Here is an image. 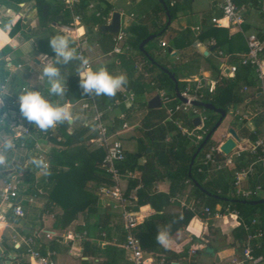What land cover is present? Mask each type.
<instances>
[{"label": "crops", "instance_id": "1", "mask_svg": "<svg viewBox=\"0 0 264 264\" xmlns=\"http://www.w3.org/2000/svg\"><path fill=\"white\" fill-rule=\"evenodd\" d=\"M45 1L49 3L50 8L44 6L40 9L38 0H21L19 3L16 0H0V78H2L0 85H5V89L0 92V147L2 148L1 155L4 157V162L0 163V175L2 174V177L0 176V196L4 183L13 178L22 182L19 187L22 197L27 193H34L32 190L35 186H41L46 192V195L38 196L31 202L22 198L23 217L21 218L14 216L0 199V264H19L20 262L28 264L30 262L27 258H21L19 256L21 252L14 248L18 242L21 243L22 237L35 238V247L43 249L42 252L47 248L54 250L56 264H108V261H112L113 264H128L126 252L122 248L124 232L121 209L117 207L116 201L101 193L102 185L97 184L95 180L89 179L85 187L87 189L88 186L95 196L91 211L79 214L76 220L64 229L54 228V216L63 213V208L52 202L48 208H45L50 189L49 179L45 182L38 177L34 144H39L48 153L50 168L53 160L57 159V165L54 168L63 172L70 170L67 183L73 186L79 185L80 178L76 170L67 166L69 164L63 157L66 154L61 153L68 148L60 144L62 141L65 142L66 138L59 134L58 128L53 132V138L48 141H42L36 136L28 138L24 135L25 128L29 126L28 120L23 117L20 107L11 106V100L24 94L21 90L25 88V92L40 91L53 104L71 105L72 119L66 120V133L72 135L89 128L80 137L79 144H73L75 140L71 139L72 149H78L80 145H83L85 148L95 150L97 147L89 142L95 137L94 124L89 115L86 118L83 116L81 104L84 97L79 95L78 85H71L72 79H79L78 60L57 65L68 89L64 96L50 95V84L47 78H42L41 59L45 55L53 61L56 59L50 46L53 37L82 35L83 40L86 41L84 56L91 62L93 70L104 67L113 75H126L128 82H131L142 75L145 79L151 77L144 72L145 61L127 44L130 37L129 30L137 26L138 35L155 36L152 41L143 46V50L156 65H159L158 60L167 67H174L179 78H176L175 73L169 72L174 75L177 84L178 81L187 83V86L200 83L201 87L208 86V90H212L217 84L216 73L212 68L214 66L220 69L224 62L217 58L218 52L234 56L245 52L247 50L246 37L250 34H256L260 39H264V15L260 12L264 0H235L243 18V23L239 26H232L222 19L221 0H178L177 3H172L177 7V15L174 19H171L168 10L166 11L158 0H101L102 2L99 3L101 9L106 4L112 7V11L103 18L104 25L110 23L112 13L120 14L119 32L124 33L125 38L120 44L122 49L119 54L113 51V37L116 34L101 31L93 22L94 18L99 16L95 8L97 0L89 1L84 11L78 8L80 0H76L71 6L60 0ZM58 5L61 7L65 5L69 9L71 17L69 25L47 23L42 20V17L51 19L56 15ZM158 5H161V8ZM45 7L47 8L46 14L44 13ZM75 15L80 16L81 27L73 28L72 21ZM213 18L218 22L213 23ZM12 30L13 34H11ZM210 30H212L210 34H202ZM182 31L186 33L180 35ZM161 42H164L166 47H161ZM216 43H219L218 49L214 48ZM74 44V40L71 39L70 48H73ZM139 52L143 54L140 50ZM144 56L147 58L146 55ZM120 57L125 60L132 58L134 60L133 69L127 70V67L121 63ZM261 59L264 60V52L261 54ZM147 60L154 65L148 58ZM233 64L237 65V71L231 75L227 67ZM236 75L238 79L235 90L238 102L225 111L226 115L218 127L219 129L224 124V133L221 138L215 139L214 143H222L228 137V129L231 128L239 137L238 145L249 150L253 144L249 135L257 131V139H259L264 134V120L260 117L263 95L256 81L254 69L240 66L237 58L234 57L225 63L221 78L235 80ZM244 87L247 88L246 91H243ZM162 92L166 94L165 91ZM159 93L157 89H150L145 95L146 104L154 96H160ZM116 94H119L121 99L111 102L103 112L104 124L109 130L117 133L116 137L122 142L126 152L136 153L128 149L132 148L129 143L133 138L137 141L136 129L149 109L146 105V110L127 113L134 103V96L133 100H130L132 92L123 86ZM166 106L167 103L162 102L161 107ZM203 111L204 109L199 108V114L194 118L205 117ZM123 123H126L129 128L122 130ZM201 126L202 122L200 126L194 128L198 129ZM30 132H32V127H30ZM195 132L192 131L194 134ZM57 138H60V141ZM9 142H11V147L6 146ZM21 143L24 147L20 146ZM125 143L128 147H125ZM29 144L33 146L30 148ZM70 151L67 152L68 155L73 152L70 153ZM73 161L74 166L79 165L78 160ZM144 163L145 158L138 155V165L142 166ZM227 173L231 175L230 171ZM134 175L135 180L122 182L126 192L130 193L133 189L131 187L133 181H136L135 185L138 180L140 181L141 171L136 169ZM24 176L26 178H23ZM255 179L258 181L256 182ZM259 179L258 174L251 176L243 181L242 188L261 187V192L257 197H262L264 200V182L260 183ZM24 191H26L25 194ZM155 191L167 194L169 192L168 182L157 184ZM132 195L134 198L130 200L128 209L136 200V194ZM187 198H189V189L171 198L167 206L159 203V206H163L160 211H155L150 205L140 206L137 211L143 217L142 222L156 212L157 214L165 213V217L178 215L184 208L183 205H188ZM221 206L223 205H216L215 209ZM250 222L245 223L242 216L240 221L229 216L218 218L212 215L205 220L195 216L183 230L174 232L168 237V242L162 244L169 250L168 252L144 251L158 258L172 256L175 250L184 247L187 248V256H177L171 262L230 264L240 255V250H237V247L241 245L239 227L241 224L249 225ZM209 225L211 230L208 228ZM46 233H53L56 236L49 240L46 238ZM66 235H71L72 239L64 240L60 237ZM13 236H16L15 240ZM200 244L203 247L199 248L194 255L188 254L191 247ZM86 252L89 255H86Z\"/></svg>", "mask_w": 264, "mask_h": 264}, {"label": "trees", "instance_id": "2", "mask_svg": "<svg viewBox=\"0 0 264 264\" xmlns=\"http://www.w3.org/2000/svg\"><path fill=\"white\" fill-rule=\"evenodd\" d=\"M20 1L21 0H16L17 3ZM89 1L93 0H80L78 8L84 11L87 8ZM177 1L178 0H163L171 19H174L177 15V7L175 4L172 5V3H177ZM97 2L95 8L96 11L99 12V16L98 18H94L93 22L98 28H100L104 25L103 18L112 11V7L106 4L105 7L101 9L99 3L102 1L97 0ZM38 5L40 9L44 6L50 8L49 3L45 0H38ZM158 6L161 8V5ZM55 13L56 15L51 19H48L47 17L44 19L42 17V20L47 21V23L54 22L56 24L64 25H69L71 23L69 9L65 5L62 7L58 5ZM14 31L12 30L11 34H13ZM211 31L212 30L206 31L202 34H210ZM129 33L130 37L127 41L128 47L135 50L142 57L146 63L144 72L151 77L150 79H145L142 75L124 85V87L131 91L134 96V103L127 113L138 112L144 109L146 110L147 104L145 101V95L150 89L165 91L166 95L171 99L167 103L168 107L179 103L174 95V83L169 79L168 75L161 70V68L175 73L176 78H179L177 70L174 67H167L164 63H161L158 60L157 64L159 65H151L147 58L138 50L140 43L148 36V34L138 35L137 26L132 27L129 30ZM184 33H186V31H182L179 34L181 35ZM214 48L218 49L219 43H216ZM120 61L125 67H127V70L133 69L134 60L132 58L129 57L125 60L123 57H120ZM212 69L216 73L217 84L211 91L208 90V86H205V88L200 86L196 89L195 84L193 86H187V83L181 81H178V89L180 92H183L189 87L193 94L201 96L200 100L203 103L212 104L216 108L228 111L230 106H235L238 102L235 90L238 76L236 75L235 80H224V78H220V69L218 67L213 66ZM0 80H2V78H0ZM74 84L78 85L79 95L85 98L87 95L83 94L78 78L72 79L71 85L73 86ZM116 99H121V96L119 94H116L114 97H108L105 95L95 96L97 108L102 112H104L107 107L110 106L111 102H114ZM203 112L205 114V119L203 120L200 129H197L194 128L193 125V119L195 116L193 113L178 111L168 118L165 107L147 110L140 121V126L136 129L138 134L137 152L128 153L124 150L125 160L118 165L119 169L121 171L130 172H134L136 169L141 171V188L137 191L136 200L133 201V205L130 206L129 210L137 211L140 206L150 205L155 211H160L163 206L168 205L171 198L175 197L177 194H182L189 189V198H187L188 208H183L178 215H168L167 217H165V213L157 214L156 212L139 225L136 234L140 238L142 248L145 251H153L155 253L168 252L169 250L156 240L159 231L166 230L168 232V237H170L174 232L183 230L195 216L205 220L207 216L203 214L204 208H208L211 213H213L216 205H225L227 203H231L239 210L245 223L248 224L252 219H256L258 227L264 230V205H250L243 203V201L259 200L262 199V197L254 196L247 199L236 197L232 193L231 175L227 173V171H215L208 176L205 172H198L199 162L204 153L210 146L215 145L211 139L196 157L191 173H189V164L192 155L203 141L205 135L214 127L219 117L216 113L211 111L204 110ZM260 117L264 120L263 114ZM58 125L59 134L66 138L65 142L62 141L60 143L62 146H67L68 148L61 152L65 154L72 149L71 139H79L84 131L89 129L85 128L84 131L68 135L66 133V121L63 123L58 122ZM182 129H185L190 134L183 133ZM192 131H196L195 134L192 133ZM257 135V131L255 134H250L249 137L251 141H256ZM198 136H202V139L198 140ZM29 146L31 148L33 145L29 144ZM78 148H82L86 152V157L83 160L87 164L85 166L88 169L85 171L86 174H83L84 172H81L83 169L82 162H79V165L73 166L81 181L79 185L73 186L70 183H67V176L69 175L70 170L63 172L54 168L55 165H57V159L53 160L50 168L51 172L48 175L50 189L45 208H48L51 202L59 204L63 208V213L54 216L55 219L53 226L55 229L66 228L76 220L79 214H85V212L89 213L94 206L95 196L93 191L84 188L86 184V182H84V176L87 177L86 181L92 179L95 180L97 184L103 186H110L112 184L109 176L99 167L105 156L104 149L97 147L95 150H90L83 145H80ZM147 149H150L149 153L146 152ZM138 155L145 158V163L142 166L138 165ZM218 158L221 159L223 156L220 154V157ZM252 160L253 157L250 156L249 153H243L239 159L235 160L236 167L247 166ZM261 172V170H258L257 172L260 176V183L261 181L264 182V172ZM23 178H26V176ZM255 180L256 182L258 181V179ZM165 181L169 184V192L167 194L156 192L155 186ZM135 184L136 181H133L131 187H134ZM197 185L200 187L198 188ZM202 189L205 192H202ZM32 191H34V189ZM159 203L163 206H159ZM208 228L211 230L210 225ZM239 233V243L241 245L237 247V250H240L241 253L243 246L242 242H244L247 234L243 224L239 227ZM260 243L261 245L260 248L256 250V255H264V237L261 239ZM86 255H89V253L86 252ZM177 256L186 257L187 248L182 247L177 249L172 256H167L165 259L168 262H171L176 259ZM19 264L25 263L20 262ZM108 264L113 263L112 261H108Z\"/></svg>", "mask_w": 264, "mask_h": 264}, {"label": "built area", "instance_id": "3", "mask_svg": "<svg viewBox=\"0 0 264 264\" xmlns=\"http://www.w3.org/2000/svg\"><path fill=\"white\" fill-rule=\"evenodd\" d=\"M65 4L71 6L76 0H60ZM221 17L228 24L232 26H239L243 23V18L240 9L237 7L235 0H221ZM260 12L264 15V4L260 7ZM213 23H217L218 20L213 18ZM82 21L80 16H73L72 26L73 28L81 27ZM70 32V31H69ZM74 32V31H73ZM73 40L75 42L74 47L78 55L84 56V47L86 45V41L83 40L82 35L74 34ZM125 38V34L122 32H118L113 37L114 53L121 52V43ZM213 45V43L211 44ZM161 47H166L164 42L160 43ZM246 46L247 50L243 53L237 55L223 54L221 52L217 53V58L221 59L223 64L220 68V78L223 74V68L225 67V63L229 62L231 58H237L238 64L240 66H248L252 67L255 71L256 81L260 85L261 93L263 95V104L261 113L264 115V60L261 59V54L264 52V39H260L256 34H250L246 37ZM79 62V68L81 65V61ZM20 67V66H18ZM88 67L92 69L91 62L89 61ZM229 73L234 75L237 71V65H229L228 67ZM200 83L196 84V89L199 88ZM5 89V85H0V92ZM247 88L244 87L243 91H246ZM26 89L23 88L21 90L22 93H25ZM211 91V90H210ZM160 99H162L161 103H168L170 98L160 91ZM180 95L187 100V102H179L173 106H166V112L168 114V118H170L175 112L182 111L184 113H193L194 115L199 114V108H196L192 105V101H201L200 97L196 94H193L189 87H187L183 92H180ZM95 94L87 95L83 103L81 104V109L83 112L84 118L88 115L91 118L92 123L94 124L93 131L95 132V137H93L89 142L90 144L95 145L96 147H100L104 149L105 156L100 163V169L109 176L111 185L101 187V193L106 194L108 197L116 201L117 207L121 209L122 219H123V232H124V241L122 244V248L126 252V261L128 264H172L173 262H168L165 257H154L151 254L145 252L142 248V243L140 238L136 234V230L139 225L142 223L143 217L140 215L138 211H131L128 209L130 200H133V195L136 194L140 189L141 184L138 180L137 185L133 187V189L129 192L125 191L124 186H122L123 181L135 180L136 177L134 172L130 171H121L118 167L125 160L124 148L122 142L116 137L115 132H112L108 129V127L104 124L103 121V112L99 111L95 102ZM19 97H16L11 100V106L20 107L19 106ZM130 100H133V94H130ZM201 122L205 117H200ZM28 127L24 130V135L29 137H37L42 141H48L53 138V132L58 128V122L55 126L50 127L46 131L41 130L34 122L28 121ZM30 127H32V132H30ZM128 125L123 123L121 126L122 130L128 129ZM200 129V127L198 128ZM183 133L190 134L185 129H182ZM34 132V134H33ZM198 140L202 139V136L197 137ZM60 141V138H57ZM221 143L210 146L203 157L201 158L198 166L199 173H206V175H210L215 171H230L231 172V181H232V191L236 197L239 198H250L254 196H258L261 192V187L254 186L249 188H242L243 181L248 180L251 176L256 175L258 170L264 172V134L261 138L257 139L253 142L251 148L249 150H245L241 148L239 145L235 148V150L230 153L228 156H224L219 151V145ZM21 147H24V144H20ZM35 149V159L38 165L37 173L39 179L41 178L43 181L48 180V175L50 173V160L48 158V153L39 145L34 144ZM247 152L250 156L253 157V160L247 165L243 167H236V159H239L241 155ZM2 154V148L0 147V155ZM223 156V158H218ZM38 183V182H37ZM5 186L1 192V202L5 203L7 209L12 211L14 216L23 217V210L21 207L22 198H26L28 202L36 199L38 196L46 195V192L41 188V186L34 188V193H27L24 197H22L21 192L19 190L22 182L19 179H10L9 181L4 183ZM23 193V192H22ZM26 191H24V194ZM184 208H188V206L183 205ZM203 214L207 217L215 216H229L236 221L241 220L240 212L236 209L231 203H227L217 209H214L213 213L208 208L203 209ZM244 228L246 231V238L243 242V246L241 249L240 256L233 259L230 264H262L264 263V255H256V250L260 248V240L264 237V230L258 227V223L256 219H252L250 224H244ZM56 235L53 233H46V238L52 240ZM64 240L72 239L71 235L60 236ZM16 239V236H13V240ZM35 238L33 237H22L20 239L21 243L17 241L15 243L16 246L14 248L21 253L19 256L21 258H27L30 262L28 264H56L55 262V251L47 248L45 251H41L40 249L35 247ZM21 244V245H20ZM203 245L193 246L189 249L188 254L194 255L195 252L202 248Z\"/></svg>", "mask_w": 264, "mask_h": 264}, {"label": "clouds", "instance_id": "4", "mask_svg": "<svg viewBox=\"0 0 264 264\" xmlns=\"http://www.w3.org/2000/svg\"><path fill=\"white\" fill-rule=\"evenodd\" d=\"M73 37L57 35L51 39L50 46L55 53V61L45 55L41 59L43 68L42 78H47L50 84V95L64 96L68 91L61 70L57 65L68 64L73 60H80L81 65L78 69L80 88L84 95L95 94L96 96L105 95L114 97L118 90L128 83L126 75H113L107 68L101 67L93 70L88 67L89 61L78 55L75 48H70V40ZM20 112L29 122H34L41 130L46 131L55 126L57 122L63 123L72 119L71 105L63 106L51 103L40 91H27L19 98ZM7 147H11L9 142ZM4 162V157L0 155V163ZM156 240L160 244L168 242V232L159 231Z\"/></svg>", "mask_w": 264, "mask_h": 264}, {"label": "water", "instance_id": "5", "mask_svg": "<svg viewBox=\"0 0 264 264\" xmlns=\"http://www.w3.org/2000/svg\"><path fill=\"white\" fill-rule=\"evenodd\" d=\"M164 7V9L167 11V7L164 4L163 0H158ZM46 10L47 8L45 7L44 9V13L46 14ZM168 14V12H167ZM119 28H120V14L117 12L112 13L111 16V21L109 24H105L103 26L100 27V30L106 33H111V34H118L119 32ZM155 38V36H149L146 39H144L141 44L139 45V50L147 56V58L153 62L154 65H156V63L147 55V53L143 50V46L152 41ZM0 56H1V52H0ZM169 77V79L174 83V93H175V97L177 98L178 101L180 102H187V100L185 98H183L180 95V91L178 89V84H177V80L175 79L174 75L172 73H170L169 71L161 68ZM161 99L159 95L154 96L152 99H150L147 103V108L149 110H153V109H159L161 108ZM192 105L196 108H201L204 109L206 111H211L214 112L216 114H218L220 117L218 119V121L216 122V124L214 125V127L205 135L203 141L201 142V144L198 146L197 150L195 151V153L192 155L191 160H190V164H189V173H191L192 167L194 165V161L196 159V157L198 156V154L201 152V150L205 147V145L207 144V142L211 139V137L213 136V134L216 132V130L218 129V127L220 126L222 120L224 119L226 112L223 109H219L214 107L212 104H208V103H203L200 101H192ZM193 125L194 127H198L201 125V121L199 117H195L193 119ZM239 142V137L236 134V132L233 129H228V137L219 145V151L224 155V156H228L230 155V153H232L235 148L237 147ZM150 149H147V153H149ZM197 187L199 188L200 186L197 185ZM201 189V188H200ZM202 192H205L202 189ZM243 203H247L250 205H264V200H254V201H243ZM216 260L218 261V257L216 258ZM172 264H177V263H172Z\"/></svg>", "mask_w": 264, "mask_h": 264}, {"label": "rangeland", "instance_id": "6", "mask_svg": "<svg viewBox=\"0 0 264 264\" xmlns=\"http://www.w3.org/2000/svg\"><path fill=\"white\" fill-rule=\"evenodd\" d=\"M230 114V113H229ZM203 124V123H202ZM224 129H225V126H224V124H222V126L214 133V135L211 137V141H213L214 142V140L215 139H219V138H221V135L224 133ZM80 139V138H79ZM79 139H77V140H75L74 142H73V144H79ZM126 144V143H125ZM124 144V145H125ZM130 144V146L132 147V148H128L131 152H137V141H136V139H134L133 138V140L129 143ZM125 147H128V144H126L125 145ZM73 151V152H72ZM72 152V153H71ZM70 153L71 154H66V155H64L63 157H64V159L66 160V162H67V164H69V165H67V166H70L71 168H74L73 166H74V164H73V160H78L79 162H82L83 163V169L81 170V172L83 173V174H86V170H88L87 169V167L85 166V165H87L85 162H84V160L83 159H85V157H86V152H85V150L84 149H82V148H78V149H71V151H70ZM78 169V168H77ZM74 170H75V168H74ZM1 177H2V174L0 175ZM84 182H86V184H87V182H88V180L86 181V178L87 177H85L84 176ZM86 184H85V186H84V188L86 187ZM4 186H5V184H4ZM87 189L89 190V188H88V186H87ZM12 251V250H11Z\"/></svg>", "mask_w": 264, "mask_h": 264}]
</instances>
